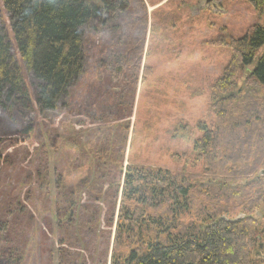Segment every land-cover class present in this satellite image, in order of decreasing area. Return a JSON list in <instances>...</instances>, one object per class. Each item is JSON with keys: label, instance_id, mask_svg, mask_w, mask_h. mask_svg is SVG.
<instances>
[{"label": "rangeland", "instance_id": "obj_1", "mask_svg": "<svg viewBox=\"0 0 264 264\" xmlns=\"http://www.w3.org/2000/svg\"><path fill=\"white\" fill-rule=\"evenodd\" d=\"M128 1L85 38L87 70L67 109L36 111L28 140L3 152L0 250L17 249L21 264H110L128 166L201 177L193 144L199 124H217L212 88L237 40L264 27L252 0ZM115 50L123 59L107 70ZM249 70H237V89Z\"/></svg>", "mask_w": 264, "mask_h": 264}, {"label": "trees", "instance_id": "obj_2", "mask_svg": "<svg viewBox=\"0 0 264 264\" xmlns=\"http://www.w3.org/2000/svg\"><path fill=\"white\" fill-rule=\"evenodd\" d=\"M251 2L264 10V0ZM129 8L128 0H0V167L4 150L37 127L36 111L67 109L87 70L85 38ZM236 44L212 88L217 124L197 126L202 176L128 166L110 264H264V27ZM122 59L115 50L103 63L113 70ZM0 264H21L19 251L0 250Z\"/></svg>", "mask_w": 264, "mask_h": 264}, {"label": "water", "instance_id": "obj_3", "mask_svg": "<svg viewBox=\"0 0 264 264\" xmlns=\"http://www.w3.org/2000/svg\"><path fill=\"white\" fill-rule=\"evenodd\" d=\"M261 175H263V173L261 172ZM257 180V178H255L254 180H253V182H255Z\"/></svg>", "mask_w": 264, "mask_h": 264}]
</instances>
